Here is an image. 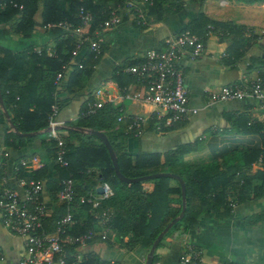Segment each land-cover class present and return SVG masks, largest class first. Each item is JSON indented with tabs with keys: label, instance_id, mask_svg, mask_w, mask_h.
<instances>
[{
	"label": "crops",
	"instance_id": "obj_1",
	"mask_svg": "<svg viewBox=\"0 0 264 264\" xmlns=\"http://www.w3.org/2000/svg\"><path fill=\"white\" fill-rule=\"evenodd\" d=\"M123 2L122 5L115 3V6L107 2L108 7L114 6L110 14L117 18L116 24H101L100 29L89 32L88 23L68 31L75 40L90 33L99 40L100 54L90 76L73 88L74 92L66 96L68 102L57 111L54 120L55 127L59 128L57 135L65 143L77 145L76 138L69 136L68 132L85 134L75 128L83 97L88 93L93 99H96L94 94L98 91V99L111 97L112 105L119 107L124 116L150 114L152 108L131 97L140 86L133 76L123 72V68L140 62L149 51L162 50L168 38L187 29L204 45V51L198 58L182 57L177 61L187 107L195 112L161 132L147 124L140 136L133 137L124 132V121L115 122L111 131L118 132L117 142L123 154L130 157L146 154L157 158L152 160L156 167H146L144 172L172 173L179 176L183 184L190 179L199 184V195L191 201L194 217L188 228L184 233L173 232L159 242L153 253L155 262L180 264L186 247L191 246L199 252L200 264H264V188L260 191L264 186V172L257 162L258 153L264 147V104L251 97L226 101L211 99L220 88L231 84L254 80L264 84V1ZM128 4L132 8H128ZM40 12L41 4L38 2L32 17L34 25L25 34L3 33L13 20L0 24V48L11 54L25 55L18 72L20 86L25 85L32 77L31 73L36 74L35 69L40 67L29 61L30 54L43 51L49 57L53 52L52 31L40 25ZM229 24L235 28L226 27ZM78 62L79 56L75 55L71 63L76 65ZM127 94L130 97L124 96ZM8 117L10 119L9 114ZM7 132L13 134L0 111V183L3 180L6 187L20 192L14 179L13 165L20 158L35 157L46 169V184L40 193L46 210L42 230L51 232L52 218L63 214L64 210L54 199L62 178L47 152L48 132L35 134L31 141L21 146L15 144V149L4 145ZM178 156V162L164 164ZM30 165L19 170L24 180L30 178ZM236 171L246 178L245 186L239 190L229 184L225 187L223 202L219 199L213 202L210 194L212 184L219 176H229ZM75 184L88 189L97 188V170L88 168ZM176 184L169 179L167 187L174 188ZM139 187V195L146 196L152 192L154 184L144 181ZM176 197L170 194L166 199ZM73 213L77 217L74 231H83L84 228L83 233H91V239L80 245H72L62 239L61 244L68 255H80L91 263L144 264L150 246L146 247L142 242L131 246L134 237L128 226L122 227V232L117 231L99 219H92L89 209L65 212L69 216ZM0 255V264H18L25 256L24 239L4 228L1 215Z\"/></svg>",
	"mask_w": 264,
	"mask_h": 264
},
{
	"label": "trees",
	"instance_id": "obj_2",
	"mask_svg": "<svg viewBox=\"0 0 264 264\" xmlns=\"http://www.w3.org/2000/svg\"><path fill=\"white\" fill-rule=\"evenodd\" d=\"M123 1L124 0L0 1V4L3 5L0 7V24L8 23L13 20L8 29H3L4 34L10 32L13 34L28 33L34 25L32 17L36 11L38 2H40V25L51 29L54 43L53 52L49 57L46 56L43 51L38 53L32 52L30 54L29 61L39 64L40 67L38 70L35 69L36 74L31 73L32 77L29 78L27 83L23 86L18 84V72L21 69L25 55L22 53L11 54L0 48V96L3 107L9 114L10 121L18 132L30 133L45 129L48 125V116L51 107H56L58 111L68 102L66 96L74 92L73 88L80 85L81 82H84L93 71L99 55L90 52L86 43L78 45L82 37L75 40L68 33L69 30L80 25L77 18L78 8H82L90 14L89 32H92L94 29H100L101 24L109 18L115 3H120L122 5L124 3ZM250 1L254 3L264 0ZM107 2H111L114 6L108 7ZM58 24H60V26H57ZM223 27H225V25H223ZM226 27L230 29L233 25L229 24L228 26L226 25ZM84 36L95 39L90 33ZM240 41L239 39L238 43ZM75 55L79 56V62L73 65L71 60ZM41 66H45V69H41ZM58 73L61 74V78L58 83H54V78ZM34 75H36V78H33ZM92 100L93 98L89 93L83 97V103L76 121V126L84 129L101 131L105 134L115 154L120 174L126 178H137L155 173H164L157 171L144 172L143 169L146 167H156V164H152V160L157 159L155 157L146 154L130 157L122 153V148L117 142L119 134L118 132L111 131L120 113L119 107L104 103L100 108L95 109L93 113L86 114V106L90 104ZM68 135L76 138L77 145L73 146L65 143L64 140L60 138L63 142V157L67 165L65 167H59L54 163V168L60 174L62 181H71L77 198L84 196L90 191H95L96 187L93 186L88 189L87 187L76 185L75 181L80 180L86 170L93 167L97 170L98 184L102 182L107 183L113 191V196L102 201L99 209H91L87 204H79L76 197L70 204H64L57 199V193L61 189L60 183L57 186V193L54 199L61 203V208L64 210V213L52 218V231L46 233H53L55 222L65 215L67 211L70 212V210L72 211L75 209L81 210L82 208L85 210L89 209L92 219L98 220L100 211L106 209L110 213L107 223L109 226L120 232H122V227H129V231L134 237L131 246L142 242L146 247H149L157 234L176 217L180 211V190L178 184H176L174 188H169L167 187L169 178L148 180L154 184L152 192L146 196L142 194L139 195L140 183L125 184L114 176L107 152L96 137L88 134L83 135L77 131H69ZM31 139V137H17L7 132L4 135V145L10 149H15V144L21 146L24 142L31 141ZM48 143L47 152L51 154L54 162L55 142L50 139ZM170 159L169 162L166 160L164 164L178 162L179 156ZM18 160H16V162ZM260 167L262 168V172H264V157L262 158ZM30 168V178L28 179L39 181L42 183V186H45V167L37 161L36 163H32ZM17 175L21 178L19 172ZM245 183L246 178H243L238 171L229 176H219L215 183L212 184L210 190L213 202H215L216 199H219L221 203L223 202L226 194L225 187H228L229 184H233L236 189L240 190V188L245 186ZM184 188L186 203L183 217L163 235L160 241L173 232L179 231V233H184L194 217V214L191 212V201L196 195H199V184L190 179V181L184 182ZM263 188L264 186H261L260 191H263ZM239 193L240 192H238V196ZM170 194H174L177 197L173 200L166 199L167 195ZM70 218L73 224L64 229V234L61 235L60 240L64 238L68 240V238L84 234V228L83 231H74L77 225V222L75 223L77 218L76 213L70 215ZM159 244L160 243H158V245ZM155 260V255H153L151 264H154ZM97 262L99 261H95L94 263ZM86 263L94 264L91 263L89 259L86 260Z\"/></svg>",
	"mask_w": 264,
	"mask_h": 264
},
{
	"label": "built area",
	"instance_id": "obj_3",
	"mask_svg": "<svg viewBox=\"0 0 264 264\" xmlns=\"http://www.w3.org/2000/svg\"><path fill=\"white\" fill-rule=\"evenodd\" d=\"M1 1V0H0ZM3 5L0 4V7ZM132 8L131 4L127 5ZM77 18L80 25L90 22V14L82 8L77 10ZM117 23V18L110 14L103 26H112ZM57 26H60L58 24ZM86 43L88 50L95 55H99V40L88 36L82 37L78 45ZM204 51L202 41L187 29H183L174 36L168 38L162 50L149 51L143 59L133 65L123 68V72L134 77L140 86L139 91L132 94L143 106L152 108L150 114L124 116L120 109L115 122L124 121V132L133 137H138L144 131L147 124H151L156 132L171 129L175 124L187 119L188 114H193L194 110L187 107V97L183 85L182 75L177 66V61L182 57L196 59ZM61 74L54 78V83H58ZM99 91L95 92L90 104H87L85 113L91 114L104 103L112 104L113 99L105 96L98 99ZM125 97H130L128 94ZM251 97L264 104V84L258 80L231 84L220 88L217 95L211 99L220 101L241 100ZM56 107L52 106L48 116V137L55 142L54 163L59 167L67 165L64 160L63 142L55 130ZM264 134V132H263ZM264 157V147L261 149L257 162L261 163ZM35 157L19 159L13 165L14 179L20 192L9 189L2 182L0 183V215L4 228L11 234L24 239L25 256L18 264H87L86 259L80 255H68L62 244L60 237L64 234V229L73 224L68 214L63 215L55 222L53 233H46L42 230V221L46 217L44 204L39 199L42 191V183L32 179L24 180L18 177L20 168L28 164L36 163ZM241 183V182H240ZM97 188L101 193L90 191L84 196L76 197L70 180L61 182V189L57 193V199L64 204H70L75 197L79 204H87L91 209H99L100 203L113 196L111 187L102 182ZM96 188V189H97ZM110 213L106 209L100 211L99 220L107 224ZM91 239V233L87 232L79 236L68 238V243L80 245ZM69 259V260H67ZM2 256L0 255V261ZM180 264H200L199 252L191 246H187L185 253L180 258ZM94 264H116L114 261H100ZM154 264H160L154 262Z\"/></svg>",
	"mask_w": 264,
	"mask_h": 264
},
{
	"label": "water",
	"instance_id": "obj_4",
	"mask_svg": "<svg viewBox=\"0 0 264 264\" xmlns=\"http://www.w3.org/2000/svg\"><path fill=\"white\" fill-rule=\"evenodd\" d=\"M0 111L1 114L5 120V122L8 125V128L10 130H12L13 134L15 136L18 137H22V138H29L34 136L37 133H47L48 132V128L42 130V132H30V133H19L15 127L13 126L12 122L10 121L8 114L6 112V110L3 107L2 104V100H1V96H0ZM59 128H55V130H57ZM76 130L83 132L85 134L88 135H92L94 137H96L104 146L107 155L109 157L111 166H112V170H113V174L114 176L122 183L125 184H131V183H140V182H144V181H148V180H152V179H156V178H170L174 181L177 182L178 186H179V190H180V211L178 213V215L176 217H174L158 234L157 236L154 238V240L152 241L146 255H145V259H144V264H151L152 263V259H153V253L154 250L156 249L159 241L161 240V238L163 237V235L176 223L178 222L184 214V210H185V188H184V184L183 181L181 180V178L175 174L172 173H155V174H150V175H146V176H141V177H137V178H126L124 176H122L119 172L118 169V165H117V161L115 158V154L107 140V137L105 136L104 133H102L101 131H97V130H92V129H81V128H75ZM97 193H101V189L97 188L96 189Z\"/></svg>",
	"mask_w": 264,
	"mask_h": 264
},
{
	"label": "rangeland",
	"instance_id": "obj_5",
	"mask_svg": "<svg viewBox=\"0 0 264 264\" xmlns=\"http://www.w3.org/2000/svg\"><path fill=\"white\" fill-rule=\"evenodd\" d=\"M170 179V178H169Z\"/></svg>",
	"mask_w": 264,
	"mask_h": 264
}]
</instances>
